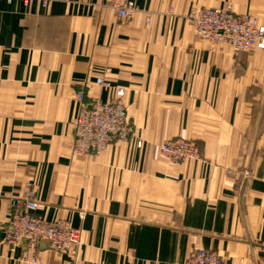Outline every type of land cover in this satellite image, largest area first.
Returning <instances> with one entry per match:
<instances>
[{"label":"crops","instance_id":"obj_1","mask_svg":"<svg viewBox=\"0 0 264 264\" xmlns=\"http://www.w3.org/2000/svg\"><path fill=\"white\" fill-rule=\"evenodd\" d=\"M123 1L126 21L109 0H0V264H174L203 248L264 264V49L204 41L186 19L216 6L264 21V0ZM97 76L127 88L135 133L75 154L78 93L114 96ZM176 136L200 158L155 146ZM30 188L37 214L82 230L76 250L39 243L24 262L26 242H6Z\"/></svg>","mask_w":264,"mask_h":264},{"label":"built area","instance_id":"obj_2","mask_svg":"<svg viewBox=\"0 0 264 264\" xmlns=\"http://www.w3.org/2000/svg\"><path fill=\"white\" fill-rule=\"evenodd\" d=\"M11 1V0H8ZM38 1L46 6L50 0H23L25 4ZM117 16L122 21L131 18L137 11L133 3L123 0H109ZM170 9H173L172 7ZM186 19L195 28L197 36L210 43H227L235 51L264 49V21L257 15L240 14L230 8L202 6L191 9ZM149 23L150 20L148 19ZM104 87L114 88V96L109 100L93 98L85 100V93H78L79 110L74 120L75 154L102 153L118 140H127L135 132L126 102L127 88L114 86L103 76L94 81ZM141 141L138 145L141 146ZM159 150L173 162H183L200 158V149L192 138L176 136L163 140ZM10 216V231L6 242L12 248L23 247L24 262H38V244L48 240L54 250H76L82 243V230L72 225L68 219L48 220L36 213L39 202L35 189L30 188L22 204H14ZM174 264H228L221 255L210 249H198L184 260Z\"/></svg>","mask_w":264,"mask_h":264},{"label":"water","instance_id":"obj_3","mask_svg":"<svg viewBox=\"0 0 264 264\" xmlns=\"http://www.w3.org/2000/svg\"><path fill=\"white\" fill-rule=\"evenodd\" d=\"M41 245H48V246L51 247V243H50V241H48V240L41 241V242H40V246H41ZM25 246H26V245H25Z\"/></svg>","mask_w":264,"mask_h":264},{"label":"rangeland","instance_id":"obj_4","mask_svg":"<svg viewBox=\"0 0 264 264\" xmlns=\"http://www.w3.org/2000/svg\"><path fill=\"white\" fill-rule=\"evenodd\" d=\"M135 133V132H134ZM165 140V139H164ZM163 140H161V141H159L158 143H156L155 144V146L158 148V150H159V144H160V142H162ZM160 151V150H159ZM161 152V151H160Z\"/></svg>","mask_w":264,"mask_h":264}]
</instances>
